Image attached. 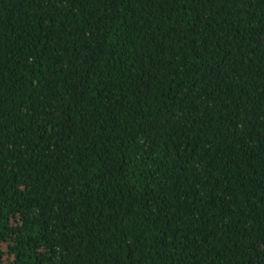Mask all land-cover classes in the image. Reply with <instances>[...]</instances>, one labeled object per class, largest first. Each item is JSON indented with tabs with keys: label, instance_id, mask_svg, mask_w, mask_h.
<instances>
[{
	"label": "trees",
	"instance_id": "1",
	"mask_svg": "<svg viewBox=\"0 0 264 264\" xmlns=\"http://www.w3.org/2000/svg\"><path fill=\"white\" fill-rule=\"evenodd\" d=\"M0 264H264V0H0Z\"/></svg>",
	"mask_w": 264,
	"mask_h": 264
}]
</instances>
